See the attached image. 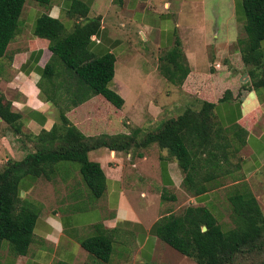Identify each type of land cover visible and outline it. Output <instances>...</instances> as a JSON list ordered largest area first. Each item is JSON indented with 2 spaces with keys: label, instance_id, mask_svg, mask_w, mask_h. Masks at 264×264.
Here are the masks:
<instances>
[{
  "label": "crops",
  "instance_id": "obj_1",
  "mask_svg": "<svg viewBox=\"0 0 264 264\" xmlns=\"http://www.w3.org/2000/svg\"><path fill=\"white\" fill-rule=\"evenodd\" d=\"M240 6L241 0H51L46 7L34 0H25L17 31L0 58V104L20 114L19 134L0 117L2 169L8 159H20L30 151V144L23 134L37 135L58 121L54 104L42 98L37 86L52 52L49 40L33 32L36 19L46 13L59 19L65 32H70L76 24L97 18L99 27L90 36L88 49L94 56L114 54V76L102 92L66 112L71 123L89 136L129 133L132 124L124 113L128 110L135 115L137 124L134 128L153 131L168 119L163 116L174 114L181 104L188 102L193 105L186 107L198 109L201 100L212 101L216 119L224 127L237 124L244 130L241 132L244 143L235 156L239 165L237 171L249 185L264 216V87L239 88V83L248 86V78L239 81L244 64L236 41L245 34ZM86 7L88 11L83 15ZM180 27H183L181 35L178 34ZM176 39L180 41L189 67L182 84L166 80L159 68L162 57L174 46ZM140 43H150L158 49L150 57L151 67L175 86L177 90L169 88L178 93L176 101H161L152 93L149 97L138 94L133 101L137 104L126 103L129 94H126L124 81L115 77V65L128 55L135 58ZM192 48H200L204 53L207 69L197 68L201 61L204 65V59ZM220 79L223 82L218 85ZM227 84L231 87L230 92L220 99ZM166 95L170 96L171 92L167 91ZM166 104L170 106L165 107ZM161 110L163 114L158 116ZM121 118H128L127 125L122 124ZM149 119L159 122L146 129L143 125ZM152 147L157 145L151 144L135 152L114 151L106 147L90 150L88 158L100 164L106 183L101 196L86 203L85 208H77L74 204L79 197L83 200L94 197L73 163L60 162L57 167L61 171H56L51 179L39 177L28 188L20 189V197L33 201L38 211L32 241L24 255L8 253L4 258L0 255V264H151L157 242L162 241L153 230L160 217L162 188L173 190L176 198L172 201H178L179 190L185 194L188 205H205L213 214L214 200L218 197L220 201L219 188H223V192L225 188L221 186L196 196L188 195L181 187L182 173L176 160L166 149L159 147L161 153L153 156L149 153ZM121 152L131 162L130 167H125ZM137 152H141V156ZM160 157L163 158L161 162ZM23 181L27 182V179ZM143 182L146 187L139 188ZM38 188L41 190L35 197L32 192ZM133 197L143 199L147 207L155 204V211L146 209V206L142 209H138L139 205L134 207L131 203ZM223 216L218 210V223L225 228ZM138 231L141 238L133 249L127 240L131 232ZM99 234L112 240V251L105 262L81 245L84 239ZM139 254L147 262H138L136 257Z\"/></svg>",
  "mask_w": 264,
  "mask_h": 264
},
{
  "label": "trees",
  "instance_id": "obj_2",
  "mask_svg": "<svg viewBox=\"0 0 264 264\" xmlns=\"http://www.w3.org/2000/svg\"><path fill=\"white\" fill-rule=\"evenodd\" d=\"M34 1L47 7L51 0ZM24 2L0 0V58L17 31ZM240 9L245 34L237 39L236 48L247 69L248 86L239 83V88L257 89L264 87V0H241ZM87 11L86 7L83 15ZM98 27L99 19H87L65 32L62 22L46 13L36 19L33 32L49 40L52 52L37 86L44 100L59 107L58 121L37 135L23 134L33 141V150L20 159H8L0 172V255L4 240L15 256L26 254L32 241L38 211L33 201L20 197V189L28 188L39 177L51 179L56 171H61L58 163L68 162L77 165L90 194L98 198L105 189L106 178L100 164L88 158L90 150L106 147L135 152L156 144L176 160L182 173L181 187L189 194L196 196L227 187L231 220V226L223 228L207 206L188 205L180 214L161 215L153 225L156 236L197 264H238L239 258L246 259L244 264H264V216L235 162L244 143V130L237 124L224 127L216 119L214 102L203 99L198 109L186 107L155 130L146 132L135 127L129 133L89 136L68 119V110L102 92L114 76V54L94 56L88 49L90 36ZM159 68L173 84L185 80L189 67L179 39L164 54ZM222 82L218 81V85ZM230 88H225L220 99ZM0 117L16 134L20 133L19 113L0 104ZM175 198L162 188L160 201ZM111 242L110 237L99 234L84 239L81 245L105 262L112 251ZM250 255L259 261L250 262Z\"/></svg>",
  "mask_w": 264,
  "mask_h": 264
},
{
  "label": "rangeland",
  "instance_id": "obj_3",
  "mask_svg": "<svg viewBox=\"0 0 264 264\" xmlns=\"http://www.w3.org/2000/svg\"><path fill=\"white\" fill-rule=\"evenodd\" d=\"M181 29H183V27H180L178 29L179 35H181ZM187 44H189V42L188 43L186 42V45ZM262 45L264 48V42L262 43ZM137 49H138L139 53L138 52H137L138 54L136 53L137 55L135 56V58L134 57L130 58L131 55L130 56L128 55L124 58L123 62L118 61L115 65V77L117 80L119 78H121L124 81V85L127 88L126 94H129V95H126V103H129L130 101L133 102L134 100H136L138 97V94H143L145 97H149L150 94H152V93L157 95L156 98L157 99L159 98L161 101H165V102L169 101V100L170 101L171 100L176 101L179 98L178 93L176 92L177 93L176 94L175 92H172L173 90H170V88H175V86L173 84H170L168 81H166L161 76H159L157 71H156V68L151 67L152 66V59L150 57H152L153 53H156V51L158 49L153 44H150V43H140L139 47ZM192 50L197 51L199 54H201V59H204L203 58L204 53H201L202 51L200 48L198 50L195 48H192ZM201 62L199 64V67H197V68L199 70L207 69V64H208L207 59L206 58L204 59V62H203L204 65H201ZM245 73H246V75H243ZM239 76H240L239 81H245L244 79L248 78L247 69L245 66H244V68L240 69ZM153 82H155V83H153ZM165 87H166V89H165ZM167 91L171 92L170 96L166 95ZM136 102H133V103L137 104ZM190 105H193V104H190L188 102L183 103V104H181V107L178 109L177 112H175L174 114H168V115L163 116V117L169 118L172 116H176L183 108H185L186 106H190ZM196 105H197V103L194 104V106H196ZM169 106H170V104H166L165 107H169ZM124 107H125V105H124ZM58 108L59 107H57V106H55V108H54V115L57 119H58ZM125 108H127V107H125ZM124 113L130 117V123L132 124L131 129H133L134 128L133 126H135L134 124H137V122L135 121L134 113H131L128 110H125ZM142 114L147 115L148 113H142ZM161 114H163V110H161L157 113L158 116H160ZM111 118L114 119L113 117H111ZM120 121H122V124L125 126L128 123V118H123ZM158 122L159 121L154 123L153 119H149L146 122V125H143V127L146 129L152 128ZM28 142L30 144L29 149L33 150V141L28 140ZM162 151L166 152V150H162ZM150 152H151V154H153V156H156L157 154L159 155L161 153V150L158 147H152V149L149 151V153ZM94 153H96V152H94ZM94 153L90 154L91 158L94 157ZM119 154H121V156H123L125 159V167H130L129 163H131V162L127 159L126 154L123 152H121ZM132 161H134V160H132ZM1 170H2V167L0 166V172H1ZM42 180H45V179L42 178ZM42 183H44V182H42ZM145 184L146 183L143 182V184L139 185V188H144ZM219 189H221L219 192L220 193V201H218V197L214 200V204H213V210L214 211L213 212H214L215 217L217 219H218V210L224 215L222 218V221L224 223V226H226V228H227V227L231 226V220H230V216H229L230 209H229V206H228L229 204H228L227 199H226V191H225L227 189V187L224 188L225 193L223 192V188H219ZM40 190L41 189L38 188L37 190L33 191L32 192L33 196L36 197L37 193H39ZM159 190L160 189H158V192H159ZM168 191L170 194L173 193L172 189H168ZM177 193L179 196L178 201H175V202L172 200L160 201L161 202L160 208H159V215L160 216L163 214H166L167 212L180 214L184 210V208L186 206H188V203L184 199L185 194H183V192H181L179 190L177 191ZM186 193L188 195H191L188 192H186ZM181 195H183V196L181 197ZM79 198H80L79 201H77L74 204V206H76L77 208H79V207L85 208L87 206L86 203H90L91 200L96 201V200H94L96 198L91 199L90 197H87L84 200L82 197H79ZM131 203L133 204L134 207L139 205L138 209H142L146 206L144 203V200L141 198L135 199L133 197V199L131 200ZM142 204H144V205H142ZM148 208L151 209L152 211H155V204H152V207H147L146 209H148ZM138 233L131 232L129 234V239L127 240L128 244L133 249H135V247L137 246V244L141 238V233L139 231H138ZM7 243L8 242L5 240L2 242L1 256L3 258L8 253H11L10 250L8 249L9 246L7 245ZM157 243L158 244L156 247L155 255L153 256L151 264H197L195 261L184 256L183 254H181L180 252H178L174 248L170 247L169 245L165 244L164 242L158 241ZM248 259L250 262L259 261L258 257L251 256V255L248 256ZM136 260H138V262H141V260L144 262H147L146 258L140 254L136 257ZM245 260H246L245 258H239L238 264H244Z\"/></svg>",
  "mask_w": 264,
  "mask_h": 264
},
{
  "label": "water",
  "instance_id": "obj_4",
  "mask_svg": "<svg viewBox=\"0 0 264 264\" xmlns=\"http://www.w3.org/2000/svg\"><path fill=\"white\" fill-rule=\"evenodd\" d=\"M205 229H206V227H205V226H203V227H202V230H205Z\"/></svg>",
  "mask_w": 264,
  "mask_h": 264
}]
</instances>
